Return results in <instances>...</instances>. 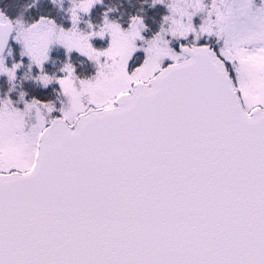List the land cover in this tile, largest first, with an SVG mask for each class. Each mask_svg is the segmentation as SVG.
Wrapping results in <instances>:
<instances>
[{"label":"snow or ice","instance_id":"6c2138e0","mask_svg":"<svg viewBox=\"0 0 264 264\" xmlns=\"http://www.w3.org/2000/svg\"><path fill=\"white\" fill-rule=\"evenodd\" d=\"M100 2L71 0L67 31L15 22L66 103L0 100V264H264V0H152L169 14L151 39L112 9L81 32ZM12 25L0 13V54ZM52 44L95 76L47 75Z\"/></svg>","mask_w":264,"mask_h":264},{"label":"rangeland","instance_id":"374dc122","mask_svg":"<svg viewBox=\"0 0 264 264\" xmlns=\"http://www.w3.org/2000/svg\"><path fill=\"white\" fill-rule=\"evenodd\" d=\"M33 2L35 4H40V5L44 4V3L49 5V9H50L51 13L55 16L53 19H51V18H49V19L53 20L56 23L57 27H59V28L62 27L63 19L70 16L68 10L72 7L71 0H33ZM254 2L256 4V6H260L261 0H254ZM100 3H102V5H103L104 0H101ZM96 5L90 12L91 15L93 16V19L91 21H89L86 24V26H88L89 23H91L93 26H96V27L103 24L104 13L106 11L104 10V12H102V11L97 10L98 8L96 7ZM94 9H96V10H94ZM0 13H2V12H0ZM89 14H87V15H89ZM200 15H202V14H200ZM5 16L9 20L10 17L7 15H5ZM85 16L86 15L81 14V19ZM14 18L19 19V20L24 19L21 14H18ZM108 18L112 21H116L117 19H119V18L113 19L110 15ZM120 19H126L127 20L125 22L122 20L120 22H118L121 25L122 29L126 30L128 27V24L130 23V18H120ZM22 23L25 26V23L24 22H22ZM200 23H201V17L199 15L197 17H194V24L198 26ZM81 25L82 24L78 25L79 30L81 32L87 34L90 31L88 29V27H86L84 29V28H81ZM15 26H13L14 31H15L14 37H17L19 39V42L17 43L15 41V39L13 38L12 46H10L8 53L6 54V56L4 58H0V59H2L4 61V65L6 67H9V68H11V66L14 63H21L23 66L17 71L16 78H20L22 80H23V78H31L33 80V82L35 83V85H37L36 90H37V87H40L41 90L44 91L51 84H49L47 87H44L39 81H37L36 77L39 74L38 69H36V67L34 65L30 67L31 62H30L27 55H25L23 57L21 56V52L25 51L24 39H23V37H18V33L21 32L20 26L17 24H15ZM71 27H72V25H71ZM143 35H144L145 39H149L147 26H146V31L143 33ZM91 43L93 44V47L96 48L97 50H103V49L108 47L109 40L106 37L103 41L98 40V39H94L91 41ZM178 45L179 44L176 41H173L171 46L175 50L179 51ZM141 55H143V54L141 53ZM48 57H49V59L44 65V71L49 76L56 75L57 77H59L60 75H62L60 73V69L63 67L65 62H71L73 64V66L77 69V76L80 79H91L92 77L95 76L96 71H97L93 64L88 62L86 60V58L80 56L76 52H73L71 54L70 61H69V57L66 55L65 49L58 44H52L51 45V47L48 51ZM4 78L8 79L6 76L0 75V79H4ZM58 88H59V86H58ZM60 95L63 96L61 93H60ZM63 98L65 101L64 96H63ZM65 103H66V101H65Z\"/></svg>","mask_w":264,"mask_h":264},{"label":"trees","instance_id":"16d2710c","mask_svg":"<svg viewBox=\"0 0 264 264\" xmlns=\"http://www.w3.org/2000/svg\"><path fill=\"white\" fill-rule=\"evenodd\" d=\"M169 0H165L168 3ZM108 9H112L109 15L113 18H119L115 22L127 21L126 19L130 15L141 16L147 26L149 39H151L160 30V26L163 22V17L168 15V10L164 5L152 6V0H104L101 5L100 11L104 12ZM0 12L9 16V21L13 24L19 19L14 16L21 14L29 16V19H20L25 23V26H30L32 23L37 22L40 17L35 18L36 14H48L50 11L49 5L35 4L33 0H0ZM115 16V17H114ZM44 17V16H43ZM39 18V19H38Z\"/></svg>","mask_w":264,"mask_h":264},{"label":"flooded vegetation","instance_id":"af4514ba","mask_svg":"<svg viewBox=\"0 0 264 264\" xmlns=\"http://www.w3.org/2000/svg\"><path fill=\"white\" fill-rule=\"evenodd\" d=\"M15 86V91L10 92L9 89ZM35 83L31 78L25 79L16 78L15 81L9 83L8 79H0V100L10 99L13 106L18 109H23V104L18 103L19 94L24 92L25 101L30 102L32 99L42 100L44 102L52 101L57 109L65 103L63 96L60 95L59 88L56 84H51L46 90L42 91L40 87L36 90ZM59 112L53 113V116H58Z\"/></svg>","mask_w":264,"mask_h":264},{"label":"water","instance_id":"95a60500","mask_svg":"<svg viewBox=\"0 0 264 264\" xmlns=\"http://www.w3.org/2000/svg\"><path fill=\"white\" fill-rule=\"evenodd\" d=\"M9 34H10L11 36H12V34H13V29H12V27H11L10 30H7V31H5V32L3 33V35H4L5 38H7V36H8ZM9 41H10V40H9ZM6 50H7V48L3 51L2 54H0V57H1V56H4V54L6 53Z\"/></svg>","mask_w":264,"mask_h":264}]
</instances>
